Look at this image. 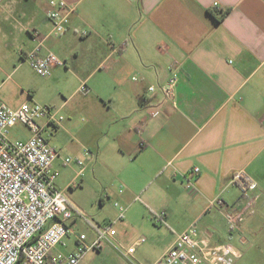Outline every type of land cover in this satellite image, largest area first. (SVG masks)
Here are the masks:
<instances>
[{
  "label": "crops",
  "instance_id": "0c3cea01",
  "mask_svg": "<svg viewBox=\"0 0 264 264\" xmlns=\"http://www.w3.org/2000/svg\"><path fill=\"white\" fill-rule=\"evenodd\" d=\"M64 1L75 13L61 37L50 35V0H0V17L30 37L20 56L38 46L34 33H40L42 53L51 51L65 63L53 72L65 67L79 88L87 82L95 105L111 114L98 122L97 151L95 145L86 149L83 142L54 139L55 146L66 147V153L54 147L63 156L93 154L80 180H91L96 169L115 174L131 205L141 201L138 206L155 219L165 213L160 223L176 231L171 246L196 225L215 244L227 234L240 235L246 246L257 237L264 247V0ZM212 11L226 14L217 21ZM171 78L177 80L172 99L163 91ZM29 136L27 131L21 138ZM54 171L57 188L66 194L78 168L58 159ZM242 171L258 184L245 196L232 184ZM65 178L70 180L63 184ZM218 198L229 207L256 199L240 231L229 232L228 208L210 207ZM181 211L188 219L172 222Z\"/></svg>",
  "mask_w": 264,
  "mask_h": 264
},
{
  "label": "built area",
  "instance_id": "2783aa9c",
  "mask_svg": "<svg viewBox=\"0 0 264 264\" xmlns=\"http://www.w3.org/2000/svg\"><path fill=\"white\" fill-rule=\"evenodd\" d=\"M74 13L75 7L66 1L50 0L47 11L52 26L50 35L61 37ZM34 37L39 44L30 52H21L22 62H28L39 76L50 77L55 67L65 66V63L51 51L42 53L45 37L38 32ZM176 81L171 78L163 87L167 98L174 97ZM150 91L155 88L151 87ZM29 99L18 108H12L0 97V264H80L90 251H101L105 243L135 263V246L125 248L121 245L111 227H95L89 222L95 229L92 241L85 233L74 234L73 222L76 219L86 222V218L71 204L65 192L57 188L58 174L54 164L61 159L64 167L78 168L76 178L68 187L73 189L80 185V179L85 176L86 158L93 154L85 151L83 156H63L44 136L47 128L58 129V110L33 102L31 95ZM17 126L27 129L30 136L11 140L10 131ZM232 184L243 196L258 188L257 182L243 171L234 174ZM192 188L189 182L188 189ZM217 205L228 208L225 219L229 232L234 233L240 231L253 213L256 199L243 200L229 207L218 198L210 207ZM124 212L121 209L122 215ZM164 215L156 216V221L161 222ZM69 238L75 247L72 251L67 242ZM240 258L241 254L229 245L213 243L193 225L177 235L171 248L154 264H235Z\"/></svg>",
  "mask_w": 264,
  "mask_h": 264
},
{
  "label": "rangeland",
  "instance_id": "374dc122",
  "mask_svg": "<svg viewBox=\"0 0 264 264\" xmlns=\"http://www.w3.org/2000/svg\"><path fill=\"white\" fill-rule=\"evenodd\" d=\"M30 41L27 33L20 32L19 27L14 30L12 23L5 22L0 17V97L8 106L17 108L30 100L31 95L33 102L58 110V129L52 133L51 128H47L44 132L45 138L58 150L62 149L66 153V147L55 146V138L64 144L83 142L86 149L95 145L94 150L97 151V133H100L98 122L101 118H110V112L99 104L95 105L97 97L91 92L90 85L85 82L79 88L81 83L65 67L63 72L59 69L50 77H41L28 62L23 63L20 51L28 49ZM67 67L72 68L70 64ZM96 79L94 77L91 84H94ZM94 105L98 111L96 118L91 122L88 113ZM27 131L23 126H17L10 131L9 137L11 140H17L27 135ZM87 179L88 176L85 182L80 181L78 187L66 192L68 199L79 207V211L86 218V222L73 223L72 229L79 234L85 232L94 238L95 229L90 222L95 227L114 229L117 233L116 240L125 248L133 246L138 239H143L144 242L136 246L135 263L115 247L105 243L101 251H90L82 264L156 263L172 244L173 232L176 231L171 223H160L152 214H145L142 207L138 206L141 201L131 205V201L121 194L125 189L115 174L96 169L95 174L91 173V180L86 182ZM69 180L70 178L63 179V184ZM63 188L64 185L61 189ZM121 209L125 210L123 215ZM177 216L171 221L181 223L188 219L185 211H181ZM199 226L198 223V228ZM219 243L227 244L241 254V259L235 264L264 263V247L258 246L257 237H254L253 243L246 246L240 235L231 238L224 234Z\"/></svg>",
  "mask_w": 264,
  "mask_h": 264
},
{
  "label": "trees",
  "instance_id": "16d2710c",
  "mask_svg": "<svg viewBox=\"0 0 264 264\" xmlns=\"http://www.w3.org/2000/svg\"><path fill=\"white\" fill-rule=\"evenodd\" d=\"M217 21H220L226 13H220V12H217V11H212L210 13Z\"/></svg>",
  "mask_w": 264,
  "mask_h": 264
}]
</instances>
